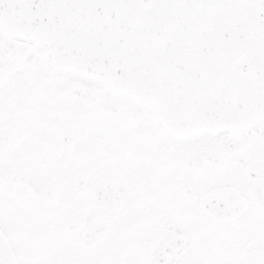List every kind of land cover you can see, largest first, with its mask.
<instances>
[{
	"label": "snow or ice",
	"instance_id": "6c2138e0",
	"mask_svg": "<svg viewBox=\"0 0 264 264\" xmlns=\"http://www.w3.org/2000/svg\"><path fill=\"white\" fill-rule=\"evenodd\" d=\"M0 264H264V0H0Z\"/></svg>",
	"mask_w": 264,
	"mask_h": 264
}]
</instances>
